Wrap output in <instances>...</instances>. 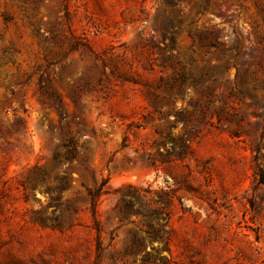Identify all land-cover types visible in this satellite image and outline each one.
<instances>
[{
	"label": "rangeland",
	"instance_id": "374dc122",
	"mask_svg": "<svg viewBox=\"0 0 264 264\" xmlns=\"http://www.w3.org/2000/svg\"><path fill=\"white\" fill-rule=\"evenodd\" d=\"M261 172L264 0H0V264H264Z\"/></svg>",
	"mask_w": 264,
	"mask_h": 264
},
{
	"label": "trees",
	"instance_id": "16d2710c",
	"mask_svg": "<svg viewBox=\"0 0 264 264\" xmlns=\"http://www.w3.org/2000/svg\"><path fill=\"white\" fill-rule=\"evenodd\" d=\"M207 7V4L204 3L200 6V8L202 10H204ZM184 22H180V26L183 25ZM170 45L173 47L174 45V39L170 38ZM192 46L198 48L201 51H204L206 54H210L211 52H215V51H220V52H224L226 50V48L229 47V45H226L225 42H223L221 40V36L220 33H216L215 30L213 29V27H210L209 29H205L204 31L200 32V33H194L192 35ZM79 49V44L76 43L72 46H70V50H78ZM233 52L234 54L232 55V57L230 58L231 61H234V58L239 54V42L236 41L233 47ZM246 52L249 53H245V55H251V52L249 51V49H247ZM99 60L98 56H95V61ZM101 61V60H99ZM189 62H193V59L191 57H189ZM232 63V62H231ZM102 67L106 68L107 65L102 61L101 62ZM113 69L110 70L111 74H113ZM194 73L192 70H190L188 72V74H181L178 75L176 78L171 77L170 80L167 79L165 81H163V79L160 80V83L157 84V86L155 88H151V86L149 84H143L144 87H147V89H149V92L147 93L149 96L153 97V101L155 103H157L158 98L155 96V91H162L163 93L168 95V100L171 99V97L174 95L175 92L178 93V88L177 86H182V85H187V86H191V87H196L199 85L198 80L196 79V77H194ZM235 79L238 81L240 80V82L243 85L248 86L252 91H256L257 86L255 81L251 78L248 77L246 74H244L242 77H240L239 73L236 74ZM123 81H130L133 84H138V82L134 81V80H128V78L126 77H122ZM150 89H152L150 91ZM39 91L41 93V95L45 96L48 100H50L52 102L53 107H55L57 109L58 112H61V100L59 99L58 96H56L51 90H49V88H44L42 86L39 87ZM74 99V98H73ZM233 136H235L236 134H232ZM71 144L69 143V145H66L65 147L67 148V155L65 156V159H70L72 158V154L70 152V148H71ZM256 159V157H255ZM44 174H39V179L43 176ZM260 181H262V179L264 178L262 172L260 173ZM60 190L63 189V186L59 187ZM101 191V188H96L93 192L88 191V197L90 199V207H91V211L92 213L94 212V206H95V198L98 197L99 192Z\"/></svg>",
	"mask_w": 264,
	"mask_h": 264
}]
</instances>
